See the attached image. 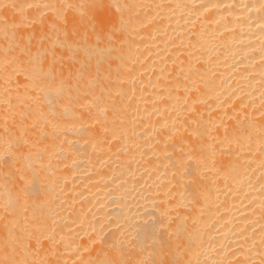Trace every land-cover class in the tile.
I'll list each match as a JSON object with an SVG mask.
<instances>
[{"label":"bare ground","instance_id":"obj_1","mask_svg":"<svg viewBox=\"0 0 264 264\" xmlns=\"http://www.w3.org/2000/svg\"><path fill=\"white\" fill-rule=\"evenodd\" d=\"M0 264H264V0H0Z\"/></svg>","mask_w":264,"mask_h":264}]
</instances>
